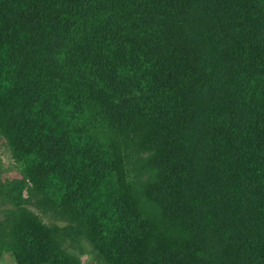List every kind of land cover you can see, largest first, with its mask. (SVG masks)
Instances as JSON below:
<instances>
[{
	"label": "trees",
	"instance_id": "trees-1",
	"mask_svg": "<svg viewBox=\"0 0 264 264\" xmlns=\"http://www.w3.org/2000/svg\"><path fill=\"white\" fill-rule=\"evenodd\" d=\"M0 137L16 264H264V0H0Z\"/></svg>",
	"mask_w": 264,
	"mask_h": 264
},
{
	"label": "rangeland",
	"instance_id": "rangeland-1",
	"mask_svg": "<svg viewBox=\"0 0 264 264\" xmlns=\"http://www.w3.org/2000/svg\"><path fill=\"white\" fill-rule=\"evenodd\" d=\"M20 178V167L13 161L7 145L0 137V220L15 208V206L6 200L5 193L9 187L18 186ZM26 207L37 216L41 223L57 231L62 248L70 255L76 257L81 264H105L88 241L79 234L70 233L68 229L69 223L60 215L43 212L32 205H26ZM0 264L16 263L11 253L3 250L0 252Z\"/></svg>",
	"mask_w": 264,
	"mask_h": 264
}]
</instances>
